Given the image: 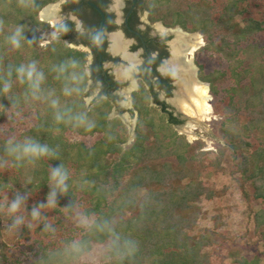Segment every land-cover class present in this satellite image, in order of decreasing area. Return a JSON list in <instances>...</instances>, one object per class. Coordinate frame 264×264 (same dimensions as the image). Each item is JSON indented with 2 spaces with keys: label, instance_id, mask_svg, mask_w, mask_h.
<instances>
[{
  "label": "trees",
  "instance_id": "trees-1",
  "mask_svg": "<svg viewBox=\"0 0 264 264\" xmlns=\"http://www.w3.org/2000/svg\"><path fill=\"white\" fill-rule=\"evenodd\" d=\"M57 1L0 0V125L15 121L6 133L0 131V199L12 192L13 200L36 198L25 209L31 220H39L33 228L0 202V239L3 221L26 222L17 244L0 241V264H84L82 257L96 244H107L101 264H262L264 46L259 36L264 18L251 8L261 7L264 0H143L152 21L200 32L205 39L200 51L218 54L230 70L233 80L219 69L199 74L214 101L224 103L214 150H205L203 139L189 141L179 134L175 125L181 121L150 107L147 91L146 105L134 94L136 135L124 146L128 127L119 117L109 118L110 100L97 99L91 107L85 101L87 53L61 38L42 45L41 34L50 24L40 12ZM13 36L19 47L11 43ZM228 80L222 88L219 81ZM71 134L94 141H72ZM25 140L47 146L49 155L17 160L9 148ZM54 168L67 173L63 191L50 183ZM214 175L232 181L217 186ZM232 188L240 193L253 224L244 233H233L218 214L212 216L214 229L201 228L203 200L225 197ZM52 191L56 212L65 206L71 213L84 202L83 215L93 218L92 223L51 239L49 212L39 209L36 219L31 213L48 205ZM249 244L258 247L259 255L242 254V246ZM25 254H30L27 262L21 259Z\"/></svg>",
  "mask_w": 264,
  "mask_h": 264
},
{
  "label": "flooded vegetation",
  "instance_id": "flooded-vegetation-1",
  "mask_svg": "<svg viewBox=\"0 0 264 264\" xmlns=\"http://www.w3.org/2000/svg\"><path fill=\"white\" fill-rule=\"evenodd\" d=\"M90 1L99 9L85 0H61L48 30L75 49L87 50L88 88L99 89L93 102L109 99L110 113L128 121L124 107L137 112L134 94L146 90L150 105L182 122L180 65L190 59L191 34L180 25L152 21L143 0Z\"/></svg>",
  "mask_w": 264,
  "mask_h": 264
},
{
  "label": "rangeland",
  "instance_id": "rangeland-1",
  "mask_svg": "<svg viewBox=\"0 0 264 264\" xmlns=\"http://www.w3.org/2000/svg\"><path fill=\"white\" fill-rule=\"evenodd\" d=\"M58 4L61 3V0L57 2ZM254 13L258 17L264 18V4L262 6H258L253 4L251 8ZM43 20V19H42ZM46 20V19H45ZM44 20V21H45ZM48 22V20L46 21ZM55 22V21H54ZM53 22V23H54ZM50 26L52 25V21L49 20L48 22ZM189 34L191 35H196L201 38V43L198 45L197 48H195L193 51L189 52V57L192 60L194 66L196 67L195 71V76L196 78L203 82L200 79V71H204L205 73L214 71L215 69L223 70L227 73L228 79H231L230 76V70L227 67L226 63L221 62L220 57L218 54H213V55H205L200 51V48L205 45V39L203 35L200 32H190L188 31ZM42 37V45H46L47 43L51 42L56 38V34L54 32H51L50 30L44 31L41 34ZM259 43L264 46V31L260 34L259 36ZM72 47V45H69ZM74 48V47H73ZM79 50L85 51V48L80 47ZM86 53L87 50L85 51ZM90 58V57H89ZM87 63V62H86ZM203 68H202V67ZM85 68H87V64L85 65ZM231 80H228L227 83H223L222 81H219V84L222 85V88H225L227 84L231 82ZM88 83H91L88 80ZM209 85V83H207ZM206 84V85H207ZM209 94L211 96L210 99V105L212 107V113L209 115V117H203V118H194L190 116V118H185L183 117V120L180 124L175 125V129L179 132V134H183L186 136V138L189 141H194L196 139H203L206 142L205 150H210V149H216L218 142H220L219 134L218 131L216 130L218 123H220V119L222 118L221 110L224 106V103H220L215 100L212 94L210 93V86L208 88ZM87 96L85 97V101L89 107L93 105V100L96 98V96L99 93V89L93 88L90 90L87 85L86 89ZM145 91H141L139 93V103H144L145 101ZM182 98V95L180 96ZM215 102L217 103L218 108L214 107ZM146 105V104H145ZM216 105V104H215ZM128 106L124 107L123 109V115L127 116V120H122L123 123H125L128 127V134H129V140L124 146L132 142L135 138V129L138 123V117H139V112H131L130 110L127 109ZM150 107H156L153 104L150 105ZM157 108V107H156ZM183 110V109H182ZM112 111V110H111ZM158 111L161 112V109H158ZM184 111V110H183ZM185 112V111H184ZM186 113V112H185ZM187 114V113H186ZM188 115V114H187ZM189 116V115H188ZM117 114L110 113L109 118H117ZM120 118V117H119ZM193 118V119H192ZM15 124V121H9L8 123H5L4 125H0V131L5 132L9 129L11 125ZM70 140H80L84 141L87 143H92L94 141V137L92 138H86L82 136H76V135H69ZM219 140V141H218ZM211 180L217 185V186H223V184H230L232 179L228 176H212ZM14 193H9L5 194L2 199H0V202L2 205H9L12 201V195ZM21 203H20V208L15 212L12 213L15 216H18L21 214L24 218L25 221H29L31 223L32 227L34 228L39 220H31L30 218V211H27L25 209V203H35L37 202V199L34 197H31L29 195L21 196L19 197ZM206 214L204 218L200 220V227L205 229V228H210L214 229V220L212 216L221 215L222 221L225 223V228L226 230H232L233 233H244L246 231V228L250 225H252V221H249L250 218L248 217V210L246 207V204L244 200L241 199L240 193L235 189L232 188L230 193H228L227 196L218 198L216 200L208 201V200H203L202 202ZM85 205L83 203H77L74 210L69 213L65 206H60L62 213H58L54 209V205H46L44 207H39L37 210H45L48 211L50 214V219L49 221L54 224V226L48 231L53 232L52 238L54 237L59 239V238H65L69 235L75 234L79 230L77 228H84L89 226L93 218H88L85 215H83V209ZM40 216V215H39ZM52 217V218H51ZM25 222V223H26ZM25 223L20 222L19 224H12L9 225L6 221L2 222L3 226V233L1 236L0 241L3 243H6L9 246H14L15 244L18 243L19 237L22 233V227ZM248 225V226H247ZM201 229V230H203ZM222 230V229H221ZM254 239L252 238V241ZM242 254L247 255L248 257H253L255 255H259L260 251L257 246L253 244L249 245H244L241 248ZM107 253V244H96L90 252L86 253L82 257V263L84 264H101L102 257ZM27 255L30 256V254H25L22 256L23 262H27ZM26 264V263H23ZM219 264V263H218ZM262 264H264V260H262Z\"/></svg>",
  "mask_w": 264,
  "mask_h": 264
},
{
  "label": "bare ground",
  "instance_id": "bare-ground-1",
  "mask_svg": "<svg viewBox=\"0 0 264 264\" xmlns=\"http://www.w3.org/2000/svg\"><path fill=\"white\" fill-rule=\"evenodd\" d=\"M57 7H47L43 11V19L51 20L54 22V16L56 15ZM191 50L193 51L202 42L201 38L194 35H190ZM185 42V41H184ZM184 58L185 55L182 54ZM181 57V56H180ZM179 59V58H178ZM181 59V58H180ZM186 62V61H185ZM180 65V64H179ZM183 73L181 74V80L183 82V88L180 91L182 98L179 99L181 108L189 115L194 118L209 117L212 113V107L210 105L211 96L208 91V86L199 81L195 76V66L191 59L187 63H181Z\"/></svg>",
  "mask_w": 264,
  "mask_h": 264
},
{
  "label": "clouds",
  "instance_id": "clouds-1",
  "mask_svg": "<svg viewBox=\"0 0 264 264\" xmlns=\"http://www.w3.org/2000/svg\"><path fill=\"white\" fill-rule=\"evenodd\" d=\"M17 35H19V33L17 32ZM11 43L15 46V47H19V40L16 39L15 36H13L11 38ZM21 73H23V69L19 70ZM27 77L29 79L32 78V70H29L27 72ZM7 90V85L5 86V91ZM57 119H59V117H57ZM10 152H14L17 153V160L21 159L22 157H26L29 159H38L39 157L42 156H48L50 153V150L47 146H43L40 145L34 141L31 140H25L23 143L20 144H16L14 146H11L9 148ZM68 179L67 173L65 171H62L61 168H54L51 170L50 172V176H49V180L50 183H55V186L57 189H60L61 191H63L66 188V180ZM20 199L17 198L15 200H13L9 205H8V211L10 213H15L19 208H20ZM55 204V191H52L49 194V198H48V205H54ZM40 207H44V205H40ZM33 219H36L39 216V212L36 209H33L32 213H31ZM21 221L19 218H16L13 223L14 224H19ZM130 243V242H129ZM131 251V249H130Z\"/></svg>",
  "mask_w": 264,
  "mask_h": 264
},
{
  "label": "water",
  "instance_id": "water-1",
  "mask_svg": "<svg viewBox=\"0 0 264 264\" xmlns=\"http://www.w3.org/2000/svg\"><path fill=\"white\" fill-rule=\"evenodd\" d=\"M88 4H90V5H92L93 7H95V8H97V9H99L98 8V6L96 5V4H94L93 2H91L90 0H85ZM57 7L58 6V3L56 2V3H50V4H48V5H46L42 10H41V12H40V18L41 19H43V11L47 8V7ZM43 20H45V19H43ZM45 21H47V20H45ZM207 84V83H206ZM207 86H208V88H209V85L207 84ZM184 117H187V118H190V116H188L186 113L184 114ZM193 119V118H192Z\"/></svg>",
  "mask_w": 264,
  "mask_h": 264
}]
</instances>
